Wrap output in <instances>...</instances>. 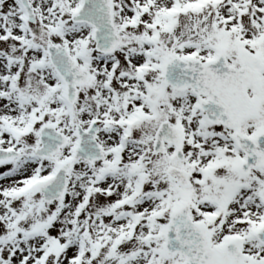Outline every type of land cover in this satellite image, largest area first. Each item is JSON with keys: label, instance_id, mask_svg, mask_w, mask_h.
Returning a JSON list of instances; mask_svg holds the SVG:
<instances>
[{"label": "snow or ice", "instance_id": "snow-or-ice-1", "mask_svg": "<svg viewBox=\"0 0 264 264\" xmlns=\"http://www.w3.org/2000/svg\"><path fill=\"white\" fill-rule=\"evenodd\" d=\"M0 264H264V0H0Z\"/></svg>", "mask_w": 264, "mask_h": 264}]
</instances>
